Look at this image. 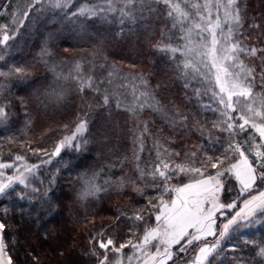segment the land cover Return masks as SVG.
Instances as JSON below:
<instances>
[{
  "label": "trees",
  "instance_id": "obj_1",
  "mask_svg": "<svg viewBox=\"0 0 264 264\" xmlns=\"http://www.w3.org/2000/svg\"><path fill=\"white\" fill-rule=\"evenodd\" d=\"M26 2L0 0V5H10L6 11H0V26L8 25L10 29L13 24L10 13ZM114 2L118 6L124 4V0ZM172 2L179 3L193 19L197 15L192 5H203L205 0ZM210 2L215 3V0ZM72 3L75 7L95 6L103 5L105 0H72ZM145 3L150 7L138 12L135 22L125 17L123 24L120 23L119 12L110 13L107 19L87 16L72 19L58 9L46 7L42 13L30 12L16 36L7 45L0 44V70L7 71L10 66H15L24 67L30 73L27 80L0 77V95L11 101L6 107L7 119L0 118V161L19 153L30 164L39 163L29 149L46 147L51 150L52 141L67 134L68 130L63 125L72 129L77 116L87 114V129L83 137L87 147L83 151L69 147L62 149L59 156L53 157L50 163H45L35 175L30 176L28 187L16 183L13 190L0 195V219L18 225L15 230L5 229L4 233L10 251L19 254L18 259L14 255L16 264L26 258L31 262L32 257H26V252L38 257L40 264H93L94 257L87 255L91 236L113 223L119 212L131 215L133 209L145 202L143 197L133 193L131 186L114 183L119 177L138 174L136 155L140 157V167L147 170L149 162L157 157L155 137L164 135L165 141L173 140L171 145L183 150V145L196 144L195 139H199L198 131L192 129L193 114L202 125L205 118L215 119L214 112L205 110L203 104L207 101L206 93L210 95L209 99L213 97L211 92L202 91L201 84L181 77L176 67L179 57L172 60L169 54L153 47L158 42L181 44L180 38L184 34L180 31L181 23L178 20L174 22L167 15L169 9L162 0H145ZM223 3L226 4L227 0ZM237 3L244 9L241 32L259 47V41L264 40L258 35L264 32V0H237ZM200 11L204 13L206 9L201 8ZM254 24L259 28H253ZM45 46L56 55L42 58L41 51ZM250 58L257 64V56ZM78 76H91L94 81L92 88L85 86L80 91L76 82ZM142 81L147 85L144 86ZM97 86L109 91L110 107L103 105L101 95L94 90ZM197 90L203 92L199 97ZM145 91L150 92L164 112L174 116L177 123H171L148 104L135 114L126 107L117 108L116 96L112 95L116 93L126 104H135L138 98L143 102L140 93ZM29 96L31 98L24 101L26 113L19 98ZM181 115L189 117L187 128L192 131L179 128ZM144 122H147L146 131ZM151 131L155 138L153 142ZM10 134L14 139L5 141L4 138ZM142 134L141 150V141L137 138ZM238 139H243V136H238ZM93 174L102 191L95 196L78 198L83 190L82 179ZM49 179H53L51 186ZM137 182L141 184V181ZM34 188L39 191L33 193ZM21 193L24 198H21ZM148 195L154 193L148 191L145 196ZM46 198L57 205L56 209L48 210L44 203ZM20 209L25 210L24 218ZM260 219L264 220V217ZM133 223L125 219L115 232L111 229L105 231L114 236L119 246L127 239L128 226ZM92 225L95 227L90 232L88 229ZM133 232H136L135 228ZM246 238L261 241L264 223H255L231 237V242L241 244L243 255L251 259L255 249L251 244H243ZM195 247L194 244L190 251L193 252ZM128 249L126 246L123 250ZM189 253L181 252L180 258L187 260ZM234 254L238 253L227 252L225 243L221 254L212 257V264H229ZM255 259L256 264H261L258 254Z\"/></svg>",
  "mask_w": 264,
  "mask_h": 264
},
{
  "label": "snow or ice",
  "instance_id": "obj_2",
  "mask_svg": "<svg viewBox=\"0 0 264 264\" xmlns=\"http://www.w3.org/2000/svg\"><path fill=\"white\" fill-rule=\"evenodd\" d=\"M162 2L169 9L167 15L174 22L190 19L189 13L179 3H173L172 0ZM9 7V4L0 5V11H6ZM46 7L58 9L64 16L72 19L79 16L107 19L110 13L119 12V20L123 24L125 17L135 22L136 14L150 6L145 0H124L122 6H118L114 0H105L103 5L88 7H75L72 0H48V4H45V0H27L10 13L13 20L10 29L8 25L0 26V44L7 45L16 36L30 12L42 13ZM192 7L196 9L195 14L200 20L192 21L187 29L181 23L180 31L184 34L180 39L183 43L173 45L158 42L153 47L169 54L172 60L179 57L176 67L183 79L193 80L199 76L211 86L216 104L213 110L216 119L211 121V128L220 135H214L199 124L193 114L192 129L201 136L198 144L183 145L181 155V152L170 147V142L160 145L157 141L156 160L147 170L140 167V157L136 155L138 174L119 177L114 183L117 186H131L133 193L143 197L145 202L133 209L131 215L117 209L119 215L114 218L113 223L105 225L91 236V247L87 255L94 257L93 264H124L121 250L126 246L133 250L132 255L127 258L129 264L134 258L136 264H169V261L172 264H212V257L221 254L225 243L227 252L238 253L232 255L229 264H256V254L259 255L261 264H264V238L259 242L247 238L243 241V244L254 246L255 254L251 259L243 255L241 244L231 242L232 235L244 227L264 223L260 219L264 217V40L259 41V47L255 43H247V37L241 32L244 9L237 0H227L226 4L223 0H215V3L205 0L203 5L193 4ZM201 8L207 10L206 14L200 11ZM213 10L215 19L212 18ZM252 27L258 29L259 25L254 24ZM258 35L264 37V32H259ZM97 54H101L99 49ZM241 54L253 58L259 54V72L256 66L241 60ZM55 55L47 46L41 51L42 58ZM77 68L79 69V65ZM29 74L24 67L10 66L7 71L0 70V77L5 79L15 77L27 80ZM76 82L80 91L85 86L92 88L94 83L91 76H78ZM257 82L260 91L255 90ZM95 83L99 84L98 81ZM142 84L146 86L147 82L142 81ZM94 90L101 95L103 105L110 107L109 91L98 86ZM112 95L116 96L117 108L126 107L133 114L143 109L147 101L152 99L153 103L149 107L161 112L171 123H177L174 116L164 112L159 101L150 92H141L143 102H139L138 98L135 104H126L116 93ZM30 98L31 96L19 98L26 113L27 105L24 101ZM10 104L7 97L0 95V118L7 119L6 107ZM86 115H78L72 129L63 125L68 130L67 134L52 141L51 150L46 147L29 149L39 163L30 164L19 153L11 155L6 161H0V194L13 190V185L17 182L28 187L30 176L35 175L45 163H50L53 157L59 156L62 149L72 146L83 151L87 147V141L82 135L87 128ZM144 123L146 131L147 122ZM188 123L189 117L181 115L179 128L192 131L187 128ZM205 133L206 143L203 139ZM241 135L243 139H237ZM4 139L11 141L14 135L10 134ZM137 139L141 141L142 150L143 134ZM173 157L179 158L180 162ZM6 169L13 171L9 175ZM137 180L143 186L137 184ZM52 184L53 179H49V186ZM84 184L86 188L79 193L80 199L87 195L95 196L102 191L95 183V174L86 179ZM38 191L33 189V193ZM148 191L154 195L145 196ZM45 196L47 197V190ZM21 198H24L23 193ZM44 203L50 211L57 207L48 198ZM20 215L25 217L24 209H20ZM125 219L134 223L128 226L127 239L117 246V240L105 229L115 232ZM16 227L18 225L0 219V264H16L14 255L18 259L19 254L10 251L4 235L5 229L15 230ZM94 227L92 225L88 230L91 232ZM134 228L136 232H133ZM194 244L195 259H181L180 253H187L188 246ZM109 252L116 256L115 260L109 259ZM25 256H31V262L26 258L20 264H40L39 258L32 252H26Z\"/></svg>",
  "mask_w": 264,
  "mask_h": 264
},
{
  "label": "rangeland",
  "instance_id": "obj_3",
  "mask_svg": "<svg viewBox=\"0 0 264 264\" xmlns=\"http://www.w3.org/2000/svg\"><path fill=\"white\" fill-rule=\"evenodd\" d=\"M83 6H85V7H88V6H91V5H83ZM206 12H207V10L204 12L205 14H206ZM212 18L213 19H215V11H213V16H212ZM199 20H200V18H199V16H197L196 18H193V19H187V20H184V21H180V20H178V22L179 23H186V26H185V29H187L189 26H190V24L192 23V21H196V22H199ZM183 43V42H182ZM181 43V44H182ZM247 43L248 44H252V43H254L253 41H249V40H247ZM240 59L241 60H243L246 64H251V65H254V66H256V68H257V72H259V54H257V64H255V61L252 59V58H250L249 56H247V55H243V54H241V56H240ZM192 82H194V81H196V84L197 85H199V84H201L202 86L200 87V90H202V91H206V89L208 90V91H210L211 92V90H210V88H211V86L206 82V81H203L202 80V78L201 77H199V76H197L195 79H193V80H191ZM261 89H260V87H259V82H257V91H260ZM201 93H203V92H200L199 91V94H198V97H199V95L201 94ZM211 94H212V92H211ZM206 96H208L207 97V101L205 102V103H203L204 104V109L205 110H210V111H212V112H214L213 110L216 108V104H215V98H213V97H211V99H209L210 98V95L208 94V93H206L205 94ZM210 100V101H209ZM209 101V102H208ZM153 103V101L152 100H148L147 101V104L148 105H151ZM213 117L216 119V116H215V114L213 115ZM215 119H207V118H205V124H204V126H205V128H207V129H209L210 131H212L213 132V134L214 135H220V133L218 132V131H216L215 129H212L211 128V121H213V120H215ZM87 129V128H86ZM86 131V130H85ZM86 133V132H85ZM85 133H83L82 135H83V137H84V135H85ZM197 135H198V137H199V139L197 140V138L195 139V143L196 144H198L199 142H200V140H201V136H200V133L198 132L197 133ZM150 137H152V142H153V139H155L156 138V144L154 145V143H152L153 145H154V147H155V153H156V156H157V141H159V144L160 145H165V143L166 142H170V147L171 148H173V149H179V151H177V152H181V155L183 154V150H181L180 148H174L172 145H171V141H173V140H167V141H165V136L164 135H160L159 137H155V138H153V134H152V131L150 132ZM204 142L206 143L207 142V133H205V136H204ZM237 139H238V137H237ZM69 148H73L72 146H68ZM75 149H77V148H75ZM145 150H146V146H145ZM161 151H163V149L161 148ZM211 154V153H210ZM173 159L174 160H176L177 162H180V159L179 158H177V157H173ZM155 160H151V162H149V164L151 165V164H153V162H154ZM7 172H8V174L10 175L11 173H10V171H8V170H6ZM89 177H85L84 176V178L82 179V189L83 190H85V188H86V185L84 184V181L86 180V179H88ZM174 182H178L177 180H174ZM18 183V182H17ZM95 183L99 186V187H101V184H100V182L98 181V180H96V178H95ZM137 184H140V182H137ZM15 185V184H14ZM13 185V186H14ZM82 190V191H83ZM98 194V193H97ZM0 195H2V194H0ZM90 196H93V195H87V196H85V197H90ZM254 225V224H253ZM252 225V226H253ZM251 227V226H250ZM248 227H244L243 229H241L242 231H244V230H246ZM241 230H239V231H241ZM192 246H194V245H192ZM192 246H188V250L187 251H189L190 253H189V255L187 256V260H194L195 259V255H196V253L193 251H190V247H192ZM121 252H122V254H123V257H124V264H129V261H128V256H130V255H132V252H133V250L129 247V249H128V251H125V250H121ZM183 253V252H182ZM184 254V253H183ZM109 259L110 260H115L116 259V256L112 253V252H109ZM131 264H136V260H135V258L131 261Z\"/></svg>",
  "mask_w": 264,
  "mask_h": 264
},
{
  "label": "crops",
  "instance_id": "obj_4",
  "mask_svg": "<svg viewBox=\"0 0 264 264\" xmlns=\"http://www.w3.org/2000/svg\"><path fill=\"white\" fill-rule=\"evenodd\" d=\"M209 238H211V237H209ZM170 262V261H169Z\"/></svg>",
  "mask_w": 264,
  "mask_h": 264
}]
</instances>
